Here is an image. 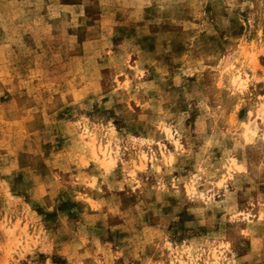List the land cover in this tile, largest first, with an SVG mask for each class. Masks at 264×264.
Returning <instances> with one entry per match:
<instances>
[{
    "label": "rangeland",
    "instance_id": "374dc122",
    "mask_svg": "<svg viewBox=\"0 0 264 264\" xmlns=\"http://www.w3.org/2000/svg\"><path fill=\"white\" fill-rule=\"evenodd\" d=\"M0 264H264V0H0Z\"/></svg>",
    "mask_w": 264,
    "mask_h": 264
}]
</instances>
